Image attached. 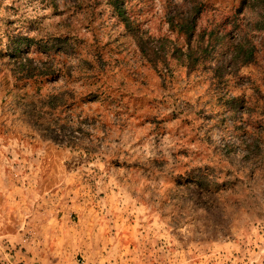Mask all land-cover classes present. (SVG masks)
Returning <instances> with one entry per match:
<instances>
[{"label": "rangeland", "instance_id": "rangeland-1", "mask_svg": "<svg viewBox=\"0 0 264 264\" xmlns=\"http://www.w3.org/2000/svg\"><path fill=\"white\" fill-rule=\"evenodd\" d=\"M242 1L0 0V264H264V0Z\"/></svg>", "mask_w": 264, "mask_h": 264}, {"label": "trees", "instance_id": "trees-1", "mask_svg": "<svg viewBox=\"0 0 264 264\" xmlns=\"http://www.w3.org/2000/svg\"><path fill=\"white\" fill-rule=\"evenodd\" d=\"M243 2H245L244 0L242 1V5H243ZM245 4V3H244ZM242 9H243V6H242ZM185 33V32H184ZM187 34V33H186ZM188 36L190 35V34H187ZM57 43L56 44H54L53 46H51V48H43V50L45 51V52H47V51H49V49H53V48H61V44H60V41H56ZM44 47H47V46H49V42H46V43H44V45H43ZM239 47H240V45H239ZM192 56V55H191ZM190 57V55H186V58H188V59H190L189 58ZM193 58V57H192ZM196 63V61H194V60H191V62H190V65L191 66H193L194 64ZM245 63H247V62H245ZM33 67V65L32 64H30V61L28 60V59H26V58H24V59H22V60H20L19 61V64L15 67V71H17L18 73H20V75L23 77V78H25V79H30V78H33V77H36L37 75H39V74H37V68L35 69V68H32ZM199 185L202 187V188H204L205 186H203L204 184H203V179H201L199 182ZM206 188H208V187H206Z\"/></svg>", "mask_w": 264, "mask_h": 264}]
</instances>
